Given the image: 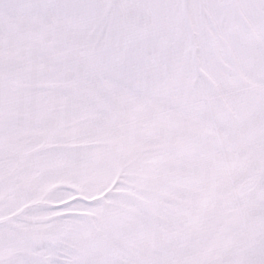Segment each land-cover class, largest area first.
Here are the masks:
<instances>
[{
  "label": "snow or ice",
  "instance_id": "obj_1",
  "mask_svg": "<svg viewBox=\"0 0 264 264\" xmlns=\"http://www.w3.org/2000/svg\"><path fill=\"white\" fill-rule=\"evenodd\" d=\"M0 264H264V0H0Z\"/></svg>",
  "mask_w": 264,
  "mask_h": 264
}]
</instances>
